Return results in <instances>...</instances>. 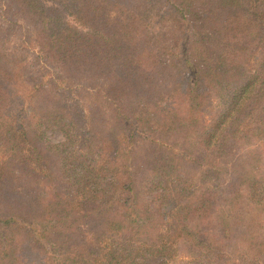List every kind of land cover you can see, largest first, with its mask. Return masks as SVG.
Returning a JSON list of instances; mask_svg holds the SVG:
<instances>
[{"label": "trees", "instance_id": "trees-1", "mask_svg": "<svg viewBox=\"0 0 264 264\" xmlns=\"http://www.w3.org/2000/svg\"><path fill=\"white\" fill-rule=\"evenodd\" d=\"M0 264H264V0H0Z\"/></svg>", "mask_w": 264, "mask_h": 264}]
</instances>
